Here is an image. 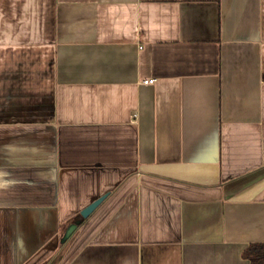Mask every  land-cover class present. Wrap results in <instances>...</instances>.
I'll use <instances>...</instances> for the list:
<instances>
[{
	"label": "crops",
	"instance_id": "crops-1",
	"mask_svg": "<svg viewBox=\"0 0 264 264\" xmlns=\"http://www.w3.org/2000/svg\"><path fill=\"white\" fill-rule=\"evenodd\" d=\"M252 243L264 0H0V264H251Z\"/></svg>",
	"mask_w": 264,
	"mask_h": 264
},
{
	"label": "trees",
	"instance_id": "trees-1",
	"mask_svg": "<svg viewBox=\"0 0 264 264\" xmlns=\"http://www.w3.org/2000/svg\"><path fill=\"white\" fill-rule=\"evenodd\" d=\"M248 253L251 257V264H264L263 243H252L249 246Z\"/></svg>",
	"mask_w": 264,
	"mask_h": 264
},
{
	"label": "water",
	"instance_id": "water-1",
	"mask_svg": "<svg viewBox=\"0 0 264 264\" xmlns=\"http://www.w3.org/2000/svg\"><path fill=\"white\" fill-rule=\"evenodd\" d=\"M103 198L104 196L99 197L98 199L93 201L91 204H89L86 208H84L81 211L82 216L84 217L88 216L97 207V205L103 200ZM77 222L79 223L80 220H78Z\"/></svg>",
	"mask_w": 264,
	"mask_h": 264
},
{
	"label": "built area",
	"instance_id": "built-area-1",
	"mask_svg": "<svg viewBox=\"0 0 264 264\" xmlns=\"http://www.w3.org/2000/svg\"><path fill=\"white\" fill-rule=\"evenodd\" d=\"M154 81H155V78L144 79V82H146V83H152Z\"/></svg>",
	"mask_w": 264,
	"mask_h": 264
}]
</instances>
